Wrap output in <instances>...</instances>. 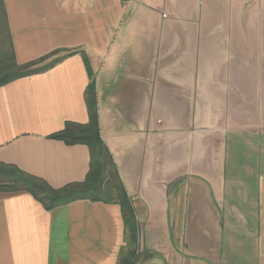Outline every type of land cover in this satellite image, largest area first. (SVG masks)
I'll return each instance as SVG.
<instances>
[{"label":"crops","instance_id":"obj_1","mask_svg":"<svg viewBox=\"0 0 264 264\" xmlns=\"http://www.w3.org/2000/svg\"><path fill=\"white\" fill-rule=\"evenodd\" d=\"M17 65L74 54L0 87V164L81 183L100 138L139 228L136 264H264V0H3ZM79 52H84L89 71ZM115 203L47 212L0 194V264H117Z\"/></svg>","mask_w":264,"mask_h":264},{"label":"trees","instance_id":"obj_2","mask_svg":"<svg viewBox=\"0 0 264 264\" xmlns=\"http://www.w3.org/2000/svg\"><path fill=\"white\" fill-rule=\"evenodd\" d=\"M58 52L23 66L16 63L7 25L3 0H0V87L13 81L44 72L63 59L73 55L68 52L50 63L36 66L56 55ZM85 68L89 71L87 57L79 52ZM84 101L88 114L85 125L67 122L61 131L48 138L64 143L66 146L83 145L89 151V171L81 183L68 184L60 189H53L47 183L26 174L12 165L0 164V194L27 193L37 201L45 211L67 206L77 201L115 203L120 208L124 225V244L121 248L117 264H136L138 233L135 211L129 197L118 178L112 158L102 142L99 133L98 109L95 83L91 80L84 92Z\"/></svg>","mask_w":264,"mask_h":264}]
</instances>
